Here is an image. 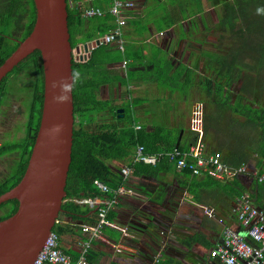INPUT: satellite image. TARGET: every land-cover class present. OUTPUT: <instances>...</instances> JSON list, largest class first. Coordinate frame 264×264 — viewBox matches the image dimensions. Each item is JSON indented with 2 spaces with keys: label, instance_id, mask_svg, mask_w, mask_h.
<instances>
[{
  "label": "trees",
  "instance_id": "obj_1",
  "mask_svg": "<svg viewBox=\"0 0 264 264\" xmlns=\"http://www.w3.org/2000/svg\"><path fill=\"white\" fill-rule=\"evenodd\" d=\"M67 1L73 48L96 40L116 27L115 15L110 12L112 0ZM143 2L142 20H133L127 15L130 9L125 11L127 20L122 30V43L97 44L84 60H76L73 56L74 112L78 121L74 126L72 162L60 214L66 211L79 219L97 221L98 210L95 206L74 200L109 195L100 191L95 184L96 179H102L115 188L123 185L126 181L119 169L123 164L133 163L138 145H144L148 152H158L177 146L186 149L195 141L197 135L185 121L172 124L160 122L149 128L143 120L134 116L132 101L115 103L114 98L101 96V88L105 84L124 86L132 81V72L125 76L110 66L112 62L128 59L132 47L130 35H145L150 28L157 33L163 32L188 20L196 27L199 19L205 23L209 12L216 15L217 21L213 25L212 48L201 52L206 74H199L185 66L174 70L172 65L167 69L165 60H162L160 69L158 65L154 71L149 69L148 78L156 82L160 73L161 84L180 96L194 87L200 94L198 101L205 103V135L209 150L220 152L222 160L230 167L247 164L251 171L253 165L258 173H264V0ZM92 5L101 7L103 13L85 16V8ZM35 18L33 0H0V65L31 32ZM19 97L25 115L24 134L0 146V157L6 154L14 156L9 172L0 179V194L15 186L24 176L39 129L44 73L38 49L1 81L0 117L12 100ZM121 107L124 108V115L118 112ZM137 125L140 129L136 128ZM135 165L136 175H155L175 168L168 159H162L155 166ZM175 174L182 193L195 205L214 207L219 218L220 211L230 213L238 198L248 190L243 181L244 174L226 179H218L207 172L197 176L177 170ZM250 175L254 182L249 194L256 199L257 203L254 204L262 207L264 182ZM17 208V199L3 202L0 205V220L15 213ZM54 230L61 236L63 228L58 222ZM241 231L245 232V228L242 227ZM207 245L210 246V243L207 242Z\"/></svg>",
  "mask_w": 264,
  "mask_h": 264
},
{
  "label": "crops",
  "instance_id": "obj_2",
  "mask_svg": "<svg viewBox=\"0 0 264 264\" xmlns=\"http://www.w3.org/2000/svg\"><path fill=\"white\" fill-rule=\"evenodd\" d=\"M141 9V13L138 10L131 13L133 20H142L144 3ZM176 25L163 32L157 33L150 28V32L145 35H130L132 47L128 59L112 62L110 66L125 76L132 72L133 79L124 86L103 85L101 96L104 97L102 93L108 89L114 92L110 98H114L115 103L132 101L134 116L140 120L148 117L151 122L185 121L188 125L193 105L198 101L195 96L197 90L192 87L187 94L180 96L161 84L160 73L156 82H151L147 75L149 69L154 71L157 65L160 69L162 60H165L167 69L172 65L174 70L185 66L201 74L198 63L201 59L199 54L202 57V53L187 49L188 44L181 40L180 35H172L170 31ZM181 45L184 46L182 49ZM250 169L251 172L243 176L249 193L254 182L250 174L258 172L253 165ZM177 170L175 167L155 175L138 174L124 183L128 192L119 196L117 203L109 209L108 217L128 228L135 237L123 235L115 228L106 226L102 230V238L94 240L84 264H223L210 256V249L219 238L223 225L241 230L242 226L234 211L236 202L230 213L220 211V218L207 216L202 209L204 204L195 205L182 193L175 174ZM252 199L257 203L256 199ZM262 204L264 209V202ZM57 222L63 228V250L73 260H77L82 242L87 237L81 225L89 221L63 211ZM65 228L68 230L65 231ZM118 246L132 250L133 255L118 252Z\"/></svg>",
  "mask_w": 264,
  "mask_h": 264
},
{
  "label": "water",
  "instance_id": "obj_3",
  "mask_svg": "<svg viewBox=\"0 0 264 264\" xmlns=\"http://www.w3.org/2000/svg\"><path fill=\"white\" fill-rule=\"evenodd\" d=\"M36 18L31 32L0 65V83L38 49L44 73L39 129L22 179L0 194V205L18 200L12 215L0 220V264H33L62 211L74 142L73 47L67 0H33ZM98 44L82 43L85 58ZM124 108L118 109L124 115Z\"/></svg>",
  "mask_w": 264,
  "mask_h": 264
},
{
  "label": "built area",
  "instance_id": "obj_4",
  "mask_svg": "<svg viewBox=\"0 0 264 264\" xmlns=\"http://www.w3.org/2000/svg\"><path fill=\"white\" fill-rule=\"evenodd\" d=\"M110 12L115 15L116 27L103 36L97 38L98 44L103 42H123L122 30L126 24L125 11L135 7V0H112ZM103 10L98 6L85 8V16L101 15ZM122 46V45H121ZM80 57L85 58L86 52L80 50ZM188 127L196 133V139L186 149L178 146L172 150L148 152L144 145H138L133 157L132 164H123L119 173L127 181L137 173L135 164L157 165L162 159H168L182 173L190 172L202 176L205 172L218 179H226L238 174H248L251 171L247 164L233 168L222 160L220 152L209 150L208 140L205 135V103L197 101L194 103ZM140 129V126H136ZM255 178L264 182V173L253 172ZM96 186L101 192L109 194L106 196L96 195L93 197L74 198L79 203H89L98 210V219L95 222L83 223L82 230L87 237L82 242L80 257L73 260L61 246V236L56 230H52L46 238L40 252L33 264H84L86 256L96 238H102V230L106 227L115 228L123 235L135 237L126 227L117 224L108 217L109 209L118 201L119 196L127 194V188L121 184L112 187L102 179L95 180ZM204 213L217 219V211L214 207L202 205ZM236 217L241 226L245 228L242 232L230 225H223L219 238L210 249V256L218 259L223 264H264V209L254 204L249 192H244L236 201ZM118 252L133 255V251L123 246L117 247Z\"/></svg>",
  "mask_w": 264,
  "mask_h": 264
},
{
  "label": "rangeland",
  "instance_id": "obj_5",
  "mask_svg": "<svg viewBox=\"0 0 264 264\" xmlns=\"http://www.w3.org/2000/svg\"><path fill=\"white\" fill-rule=\"evenodd\" d=\"M153 0H148V2H152ZM135 7L130 9L127 12V15L129 17H132V14H128L129 12L133 13L135 10H138V12H142L141 8L143 6V0H135ZM133 10V12H132ZM207 19L205 21V25L203 24V20L199 19L197 20L196 27H193L190 20L184 21L179 23L173 28V31H170L172 35H180L181 40L188 44L186 47L190 50H197L198 52H202L203 49L212 48L211 42L213 41V34L215 33L214 26L217 18L214 13H207ZM181 44V43H180ZM77 46L73 48V56L76 60H80V56L77 50ZM184 47L181 45V49ZM248 53V51H245ZM200 55V63H198V68L201 69L202 74H206L205 71V59L203 56ZM202 60V62H201ZM204 72V73H203ZM114 92L112 90L105 89L104 93L102 95L104 97H110L113 95ZM195 96L197 98L200 97V94L196 92ZM21 97L14 98L11 102V104L5 109L4 113L0 117V146L4 144L6 141L17 139L23 136L24 134V122H25V115L23 114L22 107H21ZM197 100V99H196ZM78 121V118H75V122ZM143 121L145 125L148 127L153 128L156 124L160 123L157 122H151L148 117H143ZM164 122V121H161ZM168 123V122H164ZM173 122H170L172 124ZM14 156L13 155H3L0 157V179H2L10 170L11 165L13 164Z\"/></svg>",
  "mask_w": 264,
  "mask_h": 264
}]
</instances>
